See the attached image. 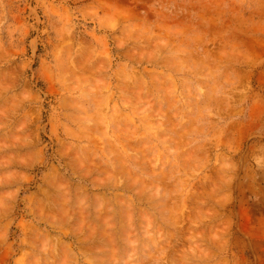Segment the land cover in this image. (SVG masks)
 <instances>
[{"label":"rangeland","instance_id":"obj_1","mask_svg":"<svg viewBox=\"0 0 264 264\" xmlns=\"http://www.w3.org/2000/svg\"><path fill=\"white\" fill-rule=\"evenodd\" d=\"M0 264H264V0H0Z\"/></svg>","mask_w":264,"mask_h":264}]
</instances>
